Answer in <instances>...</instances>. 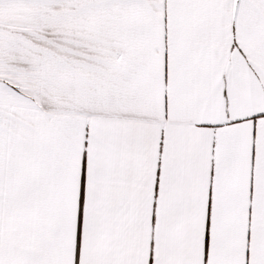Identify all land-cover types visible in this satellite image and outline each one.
Segmentation results:
<instances>
[{"label": "snow or ice", "instance_id": "6c2138e0", "mask_svg": "<svg viewBox=\"0 0 264 264\" xmlns=\"http://www.w3.org/2000/svg\"><path fill=\"white\" fill-rule=\"evenodd\" d=\"M0 264H264V0H0Z\"/></svg>", "mask_w": 264, "mask_h": 264}]
</instances>
